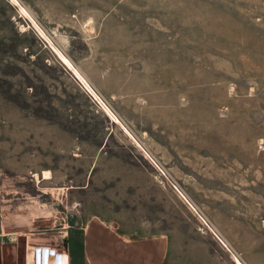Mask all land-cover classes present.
<instances>
[{
    "label": "rangeland",
    "instance_id": "obj_1",
    "mask_svg": "<svg viewBox=\"0 0 264 264\" xmlns=\"http://www.w3.org/2000/svg\"><path fill=\"white\" fill-rule=\"evenodd\" d=\"M19 1L0 0V264H84L93 217L168 236L165 264H264V0Z\"/></svg>",
    "mask_w": 264,
    "mask_h": 264
},
{
    "label": "crops",
    "instance_id": "obj_2",
    "mask_svg": "<svg viewBox=\"0 0 264 264\" xmlns=\"http://www.w3.org/2000/svg\"><path fill=\"white\" fill-rule=\"evenodd\" d=\"M20 5L19 0H11ZM31 5V4H29ZM19 7V6H18ZM21 13L24 10L20 9ZM28 19L39 25L27 9ZM44 180H50L45 179ZM209 226L210 233L221 249L231 250L225 242L222 231ZM171 241L166 235L130 236L109 225L99 217L91 218L83 233L82 257L84 264H165ZM72 264H80L72 257Z\"/></svg>",
    "mask_w": 264,
    "mask_h": 264
},
{
    "label": "built area",
    "instance_id": "obj_3",
    "mask_svg": "<svg viewBox=\"0 0 264 264\" xmlns=\"http://www.w3.org/2000/svg\"><path fill=\"white\" fill-rule=\"evenodd\" d=\"M24 264H72L68 252L47 245H31Z\"/></svg>",
    "mask_w": 264,
    "mask_h": 264
},
{
    "label": "bare ground",
    "instance_id": "obj_4",
    "mask_svg": "<svg viewBox=\"0 0 264 264\" xmlns=\"http://www.w3.org/2000/svg\"><path fill=\"white\" fill-rule=\"evenodd\" d=\"M44 178H45V179H51V176H50V174H49L48 172H46V173L44 174Z\"/></svg>",
    "mask_w": 264,
    "mask_h": 264
}]
</instances>
